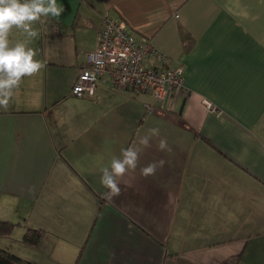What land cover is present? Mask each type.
<instances>
[{
  "label": "crops",
  "instance_id": "obj_1",
  "mask_svg": "<svg viewBox=\"0 0 264 264\" xmlns=\"http://www.w3.org/2000/svg\"><path fill=\"white\" fill-rule=\"evenodd\" d=\"M57 3L35 38L9 37L45 68L0 108V220L15 225L1 249L35 264H264V0ZM104 14L149 44L148 64L182 66L188 94L161 106L104 78L72 96ZM152 128L159 137L106 201L101 169ZM29 230L42 232L36 246Z\"/></svg>",
  "mask_w": 264,
  "mask_h": 264
},
{
  "label": "clouds",
  "instance_id": "obj_2",
  "mask_svg": "<svg viewBox=\"0 0 264 264\" xmlns=\"http://www.w3.org/2000/svg\"><path fill=\"white\" fill-rule=\"evenodd\" d=\"M64 11L57 0H0V108L7 111L10 102L19 88L23 78L39 74L45 64L36 59L37 51L24 42L13 44L10 33L13 28L23 31L35 38L38 33L32 25L41 17L59 18ZM152 137H159V129H149V133L140 137L138 144L122 149V158H113L110 168L101 169V184L108 189L102 198L108 202L121 195L119 180L129 171H135L139 164L140 154L151 147ZM167 141L159 139L158 150L166 151ZM165 161H153L140 168L144 177L155 175L158 168H163Z\"/></svg>",
  "mask_w": 264,
  "mask_h": 264
},
{
  "label": "built area",
  "instance_id": "obj_3",
  "mask_svg": "<svg viewBox=\"0 0 264 264\" xmlns=\"http://www.w3.org/2000/svg\"><path fill=\"white\" fill-rule=\"evenodd\" d=\"M150 51L149 44L136 42L123 20L104 14L97 49L87 55V64L72 85L71 95L93 96L97 80L107 78L115 88L150 95L156 105H167L175 91L185 97L188 90L183 67L172 66L170 59L161 55L160 65L148 64ZM150 109L151 105L146 107Z\"/></svg>",
  "mask_w": 264,
  "mask_h": 264
},
{
  "label": "trees",
  "instance_id": "obj_4",
  "mask_svg": "<svg viewBox=\"0 0 264 264\" xmlns=\"http://www.w3.org/2000/svg\"><path fill=\"white\" fill-rule=\"evenodd\" d=\"M14 224L0 220V238L8 237L14 229ZM42 238V232L29 230L28 234L23 237L24 243L30 246H36ZM0 264H35L31 261L24 260L8 250L0 249Z\"/></svg>",
  "mask_w": 264,
  "mask_h": 264
},
{
  "label": "rangeland",
  "instance_id": "obj_5",
  "mask_svg": "<svg viewBox=\"0 0 264 264\" xmlns=\"http://www.w3.org/2000/svg\"><path fill=\"white\" fill-rule=\"evenodd\" d=\"M0 240H4V239H0ZM0 243H1L2 245L4 244V243H2V242H0ZM8 243L12 245V247H13L14 250H15V252L19 253V243H18L16 240H10ZM1 248H6V247H0V249H1Z\"/></svg>",
  "mask_w": 264,
  "mask_h": 264
}]
</instances>
